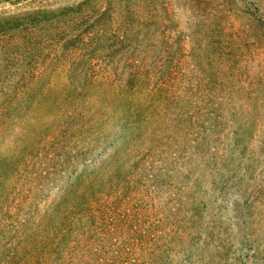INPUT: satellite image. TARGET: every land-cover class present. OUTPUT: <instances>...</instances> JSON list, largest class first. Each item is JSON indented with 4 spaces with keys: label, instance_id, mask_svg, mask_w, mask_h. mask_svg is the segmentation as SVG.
<instances>
[{
    "label": "rangeland",
    "instance_id": "rangeland-1",
    "mask_svg": "<svg viewBox=\"0 0 264 264\" xmlns=\"http://www.w3.org/2000/svg\"><path fill=\"white\" fill-rule=\"evenodd\" d=\"M0 264H264V0H0Z\"/></svg>",
    "mask_w": 264,
    "mask_h": 264
}]
</instances>
